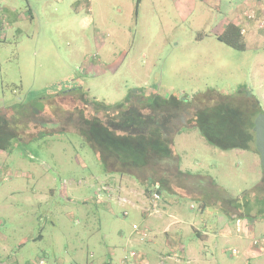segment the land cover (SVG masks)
<instances>
[{
  "label": "rangeland",
  "instance_id": "rangeland-1",
  "mask_svg": "<svg viewBox=\"0 0 264 264\" xmlns=\"http://www.w3.org/2000/svg\"><path fill=\"white\" fill-rule=\"evenodd\" d=\"M230 2L144 0L138 7V0H0V110L7 112L18 103L25 110L28 104L38 109L36 116L43 119L42 114L48 115L60 129L75 130L79 101L62 94L68 87H82L90 97L106 104L119 103L136 89L164 99L175 96L193 101L197 96L224 97L245 90L264 112V50L246 53L215 37V32L232 19ZM196 107L182 106L174 114L193 116ZM42 108L45 113L40 114ZM29 116L20 123L14 116L9 119L12 126L42 124L40 118ZM181 129L174 140L181 165L191 173L210 176L225 190L206 192L208 203L216 196L221 203L227 196L256 199L253 192L244 194V190H254L264 173L255 140L249 150H222L208 143L198 128ZM33 137L18 138L0 150L4 154L0 155V264H123L124 260L125 264H144L145 248L154 236L130 205L115 204V217L95 200L84 205L65 199L97 196L95 177L105 175L104 166L89 143L81 134L63 130ZM110 163L118 164V160ZM152 168L129 167L127 171L136 178L122 193L127 196L122 204L133 203L139 211L155 210L153 196L161 200L166 196L167 204L157 208L160 214L149 217L153 221L162 217L154 223L159 231L166 226L174 230L177 222L199 216L191 208L199 206L197 201L188 193H184L189 196L185 198L172 195L171 183L160 193L154 188L147 192L150 178L159 181ZM194 183L192 176L188 184L192 194ZM178 184L181 191L187 190V184L181 180ZM259 190L262 201L264 189ZM169 198L178 199L180 207ZM252 204L256 208L249 214L255 216L258 207L254 200ZM245 211L248 215L246 207ZM176 212L182 214L174 216V221ZM245 217L244 234L227 242L217 257L218 264H264V250L253 245L255 239L264 238V220ZM198 219L212 221L213 217ZM39 233L40 239L22 244ZM129 235L128 246L125 240ZM234 250L237 257L232 256ZM149 253L154 257L153 251ZM247 253L250 259L245 258Z\"/></svg>",
  "mask_w": 264,
  "mask_h": 264
},
{
  "label": "trees",
  "instance_id": "trees-1",
  "mask_svg": "<svg viewBox=\"0 0 264 264\" xmlns=\"http://www.w3.org/2000/svg\"><path fill=\"white\" fill-rule=\"evenodd\" d=\"M139 2L140 0H138V5ZM218 39L237 50L246 49L241 29L236 25H228L226 31L218 36ZM241 93L224 97L222 95L214 97L213 95L208 97L209 99L197 96L193 101L180 100L175 96L164 99L155 96L151 91L136 89L125 100L116 104L98 101L90 97L88 92H84L82 87L65 90L62 95L76 97L79 101L76 103L75 110L79 117L77 126L82 138L88 143L98 145L100 152L114 156L123 165H129L132 168L153 165L152 170L159 175V181L153 182L154 177L150 178L146 183V189H148L147 192H150L149 190L154 188L160 193L163 186L171 183V175L174 177V167L166 168L164 166L165 170L161 167L163 166L162 161L173 155V138L165 133L163 135L159 128L152 126L155 124V116L150 114L173 113V110H178L182 106L197 104L198 107L195 108L194 117L190 123L192 122L198 127L208 143L218 146L222 150L233 148L249 150L254 147V121L259 114L264 112L257 99L247 96L245 90H242ZM56 96L60 97L61 94L51 96L50 100H54L53 98ZM23 107L24 105L18 103L10 106L7 112L0 110V150L6 149L18 138L26 136L31 138L33 129H38V126L31 122L23 126L20 124L11 125L9 118L12 116L16 123L30 119V114L35 118H40L35 115L38 109L30 107L28 104L25 110H21ZM43 109L40 114L45 113ZM9 112L12 114H8ZM52 117H57V115L52 114ZM128 127L130 134L119 132V130ZM177 175L180 179L182 178L179 171ZM263 183L255 186L251 192L249 191L253 192L252 195L257 194L256 199H253L258 207L255 216L262 220H264V199L259 201L258 193L260 187L264 189ZM249 192L246 191L244 194H250ZM240 200L247 208L248 213L256 208L249 196H242ZM221 204L223 205L220 201ZM226 206H228V201Z\"/></svg>",
  "mask_w": 264,
  "mask_h": 264
},
{
  "label": "crops",
  "instance_id": "crops-1",
  "mask_svg": "<svg viewBox=\"0 0 264 264\" xmlns=\"http://www.w3.org/2000/svg\"><path fill=\"white\" fill-rule=\"evenodd\" d=\"M143 2L144 0H140L138 7H140ZM230 5L233 7L230 11L232 19H228L227 22H225L224 25H222L220 29L217 30V32H215L216 39L218 38V36L224 33V30L228 24L233 23L241 29V33L244 37L246 49L243 51L246 53L253 51V53L255 52L258 54V52L264 50V31H262L264 29V0H231ZM203 38L204 37H201L200 39ZM261 63L264 64V61H262ZM79 85L80 83H77V86ZM71 88L68 87L66 90H69ZM257 97L260 98V93L257 95ZM172 112L173 113L166 114H163L161 112L150 114L155 116V124L152 126L159 128L162 134L165 133L166 135L173 138V155L171 156V158L165 159L162 161L163 163H161L166 168L170 166L174 167L175 169L174 177L171 175V185L174 186L172 187V195H180V197L182 198L191 196V198H193V200H196L197 204H199L198 207L193 205L191 206V208L197 210V214H200L199 216H191L190 220L186 223L177 222L178 225L174 230L171 227L169 228V226H166L162 231H159L158 229L160 227L157 226V228H155L154 223L157 222V220H162V217L159 216L156 220L153 221L156 216H154L153 213L157 215L160 214L157 208L160 207V204L163 202L167 204L168 198L166 196H162V200L160 199L158 202L156 201L154 204L155 210L144 209L139 211L134 208L136 206L133 203L122 204L123 200H127V196H122V193L125 194V190H127V184L136 177H133L132 174L127 171L130 167L129 165H123L120 162H118V164L110 163L115 157L107 154L106 152H100V150L98 149V145L94 143H89L90 148L93 153H95L100 164L104 166L105 174H99L95 177L99 183L96 189L97 196H87V198L84 196H65V199L66 201H70L72 203L76 201L78 202V204L84 205L90 202V200H95L96 203L100 204V207L104 208L107 212H110L115 217L117 215L116 211L114 210L115 204H120L122 206L125 205V208L126 206L130 205L129 207L132 210L136 211L137 216L144 219V223L146 225L145 228L151 230L154 236L148 241L146 246L147 248H145L147 253L143 254V260L141 261L144 264H218L217 257L219 255H222V249L223 247L227 246V242L235 239H240L241 235L244 234L243 218H246L245 216H256H252L249 213L248 215H246L245 213L247 212L245 211V207L243 206L240 198H238V200L237 197L235 198L227 196L229 207L226 206L227 201L223 203V205H220L221 199L219 198V196H216L213 202L210 201L208 203L206 201V192H213L215 194H218L220 192H225V190L224 188L214 184V181L210 176L205 175L201 172L191 173L188 168H185L181 165V159L178 155L177 148L175 147L174 140L176 136L181 134L182 127L188 129L189 131L195 130L198 127H196L194 123H190V120L194 117V115L184 118L183 116L178 117L177 115H175L174 110ZM41 116L45 117L43 119H39V122H42L41 125H37L36 123L31 122L32 124L38 126V129H33L32 137L35 135L33 138H37L38 134L42 132L52 134L53 132H60L61 130H63L64 132H73L77 135L81 134L79 129L77 128L70 131L66 128L60 129V125H58L57 123H51L50 118L48 120V117H46L48 115L42 114ZM74 116L76 117V115ZM178 118L181 119V125L178 123ZM44 120H46V122ZM18 122L20 123L22 121ZM57 126H59V128H57ZM52 129H55L57 131H53ZM119 132L130 134L129 127L127 129L123 128L119 130ZM32 137L30 139H32ZM25 138L26 137H24L23 139ZM0 155L3 156L4 154L0 152ZM259 160L257 159L256 162ZM109 167H113L114 170L109 171ZM178 171L182 175L181 179L177 175ZM192 176L195 177V187L193 194L190 186L188 185ZM261 177V181L259 180L260 182L256 183V186L264 182V173ZM178 180H181L182 183L188 185V188L185 192L180 190L181 188L179 187ZM103 189H108V191L111 192H106ZM244 191L251 192L252 189H247ZM184 193H188L189 196H185L186 194L184 195ZM249 198H251L252 200L251 196H249ZM177 201L178 199L171 200L169 198V202H174L179 208V202ZM210 204L219 206V208L221 209L215 206L209 208L208 206H211ZM127 213V211L124 212V214ZM173 214L174 215L172 216V218H174L175 221L176 218L174 216H181L182 213L176 212ZM86 215L89 216L88 214ZM206 215L213 217L212 221L211 219H209L208 221L201 222L198 219V217L202 218V216ZM151 216H154V218L150 219L149 217ZM199 221L201 222L200 225ZM145 228L144 230H146ZM43 231L44 230L42 229L41 233H43ZM250 231L251 230L249 229L248 233H250ZM41 233H39V235L36 237H29V239L24 241L22 244L24 245L29 240L40 239L42 237ZM160 233L164 234L163 238L160 236ZM130 235L125 240L128 246L131 242ZM144 237H147V235ZM149 251H153L154 257L150 256ZM234 251H232V256L237 257L238 253L237 251H235L236 253L234 254ZM249 255L251 254L247 253V255H245V258L250 259L252 256L248 258ZM112 263L114 264V262ZM125 263L126 261L124 260L123 264Z\"/></svg>",
  "mask_w": 264,
  "mask_h": 264
},
{
  "label": "water",
  "instance_id": "water-1",
  "mask_svg": "<svg viewBox=\"0 0 264 264\" xmlns=\"http://www.w3.org/2000/svg\"><path fill=\"white\" fill-rule=\"evenodd\" d=\"M255 146L260 155L261 165L264 172V113L259 114L254 121Z\"/></svg>",
  "mask_w": 264,
  "mask_h": 264
},
{
  "label": "built area",
  "instance_id": "built-area-1",
  "mask_svg": "<svg viewBox=\"0 0 264 264\" xmlns=\"http://www.w3.org/2000/svg\"><path fill=\"white\" fill-rule=\"evenodd\" d=\"M154 197V199L156 200V201H158V200H160L161 198H160V196H158V195H155V196H153ZM134 229L137 231V230H139V228L137 227V226H134ZM145 236H146V234H145ZM253 245L254 246H256V247H258L259 249H261V250H264V238H262V239H255L254 241H253ZM236 252L234 251V254H235Z\"/></svg>",
  "mask_w": 264,
  "mask_h": 264
}]
</instances>
